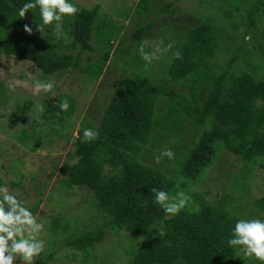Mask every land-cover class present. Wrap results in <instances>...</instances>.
<instances>
[{"label":"trees","instance_id":"obj_1","mask_svg":"<svg viewBox=\"0 0 264 264\" xmlns=\"http://www.w3.org/2000/svg\"><path fill=\"white\" fill-rule=\"evenodd\" d=\"M147 1H138L134 13L139 17L151 11ZM221 3L215 7L216 20L204 15L201 24L188 25L182 42L173 43L176 50H172L171 41L159 38L161 49L153 61L157 60L162 69L151 68L143 60L141 65L148 68L149 74L136 72L135 62L124 67L128 75L109 83L115 89L97 118V126L81 121L73 136L75 101L60 94L54 97L48 94L42 99L45 116L38 129L57 121L55 124L66 133L61 135L62 139L73 149L59 170L60 182L67 188L86 190L93 199L94 222L99 221L93 226L81 225L79 233L76 232L79 228L69 232L68 224L61 230L65 236L60 243L82 253L84 263L96 260L93 249L102 243L103 234L108 231L120 241L125 232L132 234L129 239L133 244H127L125 264H234L237 250L228 246L227 239L236 220L248 214L245 207L249 204L239 205L242 199L236 202L228 192L219 195L213 205L201 203L196 212L185 206L178 215L168 216L153 203L151 192L157 188L174 196L182 190L192 198L190 185L200 182L220 147L246 163L240 171L254 173V167L264 171V79L234 66L240 61L253 68L252 62L258 60L260 66L255 72L264 67V0H221ZM172 4H164L154 17L173 14ZM76 6L78 14L75 18L65 17L64 35L58 38L47 26L39 34L32 31V27L41 24L38 9L20 18L21 5L17 0H0V57L30 63L41 78L58 79L68 69H79L87 80L99 79L109 58L112 62L122 48H116L115 56H111L110 43L103 51L94 44L91 46L92 33L99 31L96 24L99 6L90 10ZM198 6H202L200 0ZM232 11L240 12L241 33H237L238 25L232 22ZM25 25L31 28L30 34L25 33ZM152 26L148 22L137 28L126 42L141 45L144 33ZM97 36L93 38L95 43ZM69 50L76 55L68 53ZM82 51H89L96 58L88 57L82 64L79 61ZM167 52L165 63L161 58ZM224 56L227 60L221 59ZM179 86L184 87V93L176 92ZM60 88L53 84L55 91ZM164 98L170 102L166 101L164 109L158 112ZM64 99L69 102L67 111L59 108ZM85 128L96 130L97 138L91 142L83 140ZM192 133H198V138L190 145ZM166 140L165 150L173 151L172 159L161 156L160 145ZM149 150L157 154H147ZM17 181L15 185H19L20 180ZM245 183L246 179L237 187L232 183L231 190L247 193L250 187ZM246 193L244 197L249 198ZM251 205L248 211L253 217L263 219L264 195ZM59 219L53 221L55 225ZM238 252L245 257L244 264H261ZM41 257L40 254L34 264L52 260L51 255L46 262Z\"/></svg>","mask_w":264,"mask_h":264},{"label":"rangeland","instance_id":"obj_2","mask_svg":"<svg viewBox=\"0 0 264 264\" xmlns=\"http://www.w3.org/2000/svg\"><path fill=\"white\" fill-rule=\"evenodd\" d=\"M138 1L74 0L75 4L81 5L86 10H90L96 5L99 6L96 16L99 31L92 33L93 38L98 35L97 42L95 43V39L91 38V46L94 44L100 48V51H103L110 43L112 45L111 56H115L116 48H122L121 54L112 62L109 58L103 73L96 81L87 80L79 69H68L58 79L55 77L41 78L38 71L32 70L30 63L0 57V180L1 184L8 186L9 190L22 200L26 207L32 209L38 204L33 213L37 216L38 221L44 225V230L39 236L45 242L41 259L46 262V259L50 255L52 256V260L46 264H125L128 257L126 254L127 244H133V242L132 239H129L132 235L130 233H119L120 235L124 233L126 236L121 237L120 241L119 237L106 231L103 234L102 243L93 249L96 260L92 263H84L82 253L60 243V238L65 236L61 233L65 224L69 225V232H71L83 224L93 226L99 224V221L94 222L92 196L84 189L67 188L60 182L62 176L59 175V170L68 160L69 155L67 154L72 153L73 149L62 139L63 134L66 133L62 127L55 124L57 121L52 125H44L38 129V125L42 123L45 116L44 111L38 110V105H42V99L48 94L53 97L60 94L69 96L75 101V111L71 120L75 128L73 136H76L81 121L97 126V118L101 114L102 108L109 102L111 93L115 89V86L112 87L109 83H115L128 75L123 71L124 67L128 68L135 62L136 72L140 74L150 73L148 68L141 65L142 59L137 52L140 45L137 43L131 45L126 42V38L133 31L151 22L153 26L147 29L141 42L145 51L159 53L161 49V45H158L160 37L171 41L174 51L176 50L174 44L182 42L188 25L194 27L201 24L204 21V15L216 20L215 7L222 5L221 0H200L201 7L198 6L199 0H148L151 11L144 17L143 15L139 17L134 13ZM17 2L22 6L23 0H17ZM169 2L173 3L174 13L159 18L154 17L155 12L161 10L164 4ZM30 11L33 13V10ZM232 12V22L238 25L237 33H241L240 12ZM219 25L221 24L219 23ZM226 25L227 23L223 24V26ZM216 26L218 25L216 24ZM32 31L38 34L42 32V30H38V27H32ZM44 34L45 32H43ZM68 53L76 55V52L72 50H69ZM168 53L162 56V62H168ZM88 57L95 59L96 55L94 56L89 51H82L79 55V61L84 64ZM221 59L227 60V57L224 56ZM248 60L251 61V59ZM156 61L149 64L151 68L157 69L159 67L162 69L163 67L158 65ZM257 61L252 62L251 66L255 70L240 61H237L234 66H238L239 70L254 72L257 77L264 79V67L259 72L258 70L255 72L256 68L260 66ZM249 63L251 65V62ZM36 80L51 81L61 88L57 91L53 89L54 95L53 92L36 94L33 88ZM10 84L12 90H9ZM175 90L177 93H184L185 89L179 86ZM164 99L165 101L160 104L158 112L164 109L166 101L170 102L169 99ZM19 106L22 108H18ZM31 128H34V131H31ZM197 138L198 133H192L189 144L193 145ZM172 139L174 140V137L170 140L172 141ZM166 145L167 140L160 145L162 151L165 150ZM154 152V150H149L147 154H154ZM157 152L160 154L159 150ZM175 155H179V151ZM70 163H74V161ZM211 164L202 174L200 182L190 185L193 194L186 205L188 210L191 212L198 211L201 203L213 205L218 201L219 195L230 192L236 202L242 199L238 202L239 205L245 207L249 204L248 207H245L248 214L246 213L241 218H258L257 216L253 217L252 212L248 210L252 208V201L264 195V183L261 182L264 179V171L256 169L254 166V173L250 171L248 174V172L240 171L239 169H242L246 163L225 152L223 147L216 151V156ZM222 165L224 166L222 167ZM225 170L228 172L226 173ZM223 175L226 176L223 177ZM254 177L258 179L256 182ZM245 179V186L250 187L247 193L246 191L231 190L232 183L237 187ZM17 180H20L19 185H15ZM245 193L249 198L244 197ZM233 214L237 215V212L234 211ZM56 219L60 220L58 225L53 222ZM81 230L82 228H79L76 232L79 233ZM36 260L37 257L34 263ZM244 261L246 259L243 254L237 251L234 264H244ZM14 264H21V262L17 259Z\"/></svg>","mask_w":264,"mask_h":264},{"label":"clouds","instance_id":"obj_3","mask_svg":"<svg viewBox=\"0 0 264 264\" xmlns=\"http://www.w3.org/2000/svg\"><path fill=\"white\" fill-rule=\"evenodd\" d=\"M38 9L41 24L38 30L47 26L59 38L64 35L63 20L65 17L75 18L79 9L74 0H26L18 8V16H25L26 12ZM25 33H31L28 25L24 26ZM141 59L150 64L156 59L155 52L145 51L141 44L137 48ZM34 92H53V83L36 80L33 84ZM9 90H12L11 84ZM55 93L53 92V95ZM61 111H67L69 102L67 99L59 103ZM38 110L43 112L44 105H38ZM98 136V132L92 128L83 130V140L91 142ZM161 156L172 159L174 153L171 149L165 150ZM157 156L156 160L159 161ZM154 193L153 203L158 204L168 216L178 215L191 197L184 191L177 192L174 196L168 192L152 188ZM44 230V225L38 221L29 207L17 198L4 184H0V264H14L19 259L21 264H34V260L44 251V240L39 236ZM160 235H164L163 229ZM228 246L241 251L246 257L260 261L264 264V219L240 218L236 220L232 228L231 236L227 239Z\"/></svg>","mask_w":264,"mask_h":264}]
</instances>
